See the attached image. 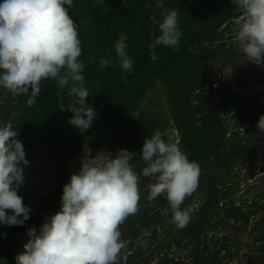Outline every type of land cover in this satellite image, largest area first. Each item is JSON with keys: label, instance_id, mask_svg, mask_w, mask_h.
I'll return each mask as SVG.
<instances>
[{"label": "clouds", "instance_id": "clouds-1", "mask_svg": "<svg viewBox=\"0 0 264 264\" xmlns=\"http://www.w3.org/2000/svg\"><path fill=\"white\" fill-rule=\"evenodd\" d=\"M242 13L233 28L239 50L250 62L264 64V0H231ZM103 7V0H96ZM73 0H3L0 3V87L13 96L27 95L33 106L41 93V81H56L73 97L67 107L74 115L69 123L86 132L96 117L87 103L89 89L82 75L85 65L78 26L69 14ZM146 7L152 8L151 3ZM162 20L150 16L158 25L159 35L149 29L153 42L150 58L158 59L157 46L179 51L183 32L179 27V10L164 7ZM127 35L121 33L114 48L120 68L131 73L134 61L126 51ZM93 60L95 56L91 57ZM100 67L113 64L111 57L101 58ZM127 80L126 76L121 77ZM29 88L31 93L29 95ZM61 110L65 107L61 102ZM139 114L137 113V116ZM257 127L264 131V115ZM18 130L11 120L0 123V223L23 225L30 218V207L18 194L25 175L23 165L29 161ZM165 133L156 131L145 138L141 160L145 163L137 172L131 161L135 152L118 150L116 156L103 163L82 160L78 173L63 186L61 208L47 217L39 230L29 228L24 251L15 257L16 264H121L126 242L121 239L120 226L139 211L140 177L154 178L149 185V200L165 195L178 229L188 226L191 209H182L185 199L197 189L200 165L190 161L178 143L166 142ZM22 217V218H21Z\"/></svg>", "mask_w": 264, "mask_h": 264}, {"label": "trees", "instance_id": "trees-1", "mask_svg": "<svg viewBox=\"0 0 264 264\" xmlns=\"http://www.w3.org/2000/svg\"><path fill=\"white\" fill-rule=\"evenodd\" d=\"M198 1L164 0V7L169 10H172V8L177 9L180 4L185 7L184 11L178 9L179 15L184 16L179 24H183L188 22V19L192 16L194 17L193 19H196V16L203 18V15L207 14L209 7L216 3V0H212L206 6L205 11L204 7L198 8ZM155 2L156 0H103V7H101L97 5L96 0H73V6L69 8V14L74 19L79 30L82 46V55L79 59L85 65L82 75L84 76L85 86L89 89L87 103L96 112V117L86 132L81 133L79 129L69 123L74 113L68 110L67 107L74 98L68 95L67 89L58 88L56 81L50 79L41 81V93L37 97L36 103L31 107L26 103L29 98L27 95L13 96L10 91L0 87V123L9 120L13 122L14 128L18 130L17 139L23 143L25 152L26 139L29 138L35 128L40 127L47 128L52 132L50 141L57 146L54 159L56 175L54 187L37 202L34 214L30 213V218L23 225L7 226L0 223V233L5 237L4 253L7 264H16L15 257L17 254L15 247L18 238L29 228L39 229L46 219L47 211L61 208L63 186L70 181L67 165L81 151L85 138H95L102 146L112 149L115 153L120 149L135 152L136 156L131 163L138 173L141 172L143 167L146 166L140 159L143 144L135 140H137L140 133L149 135L151 127L147 125L150 120L137 109V105L142 101L156 75L164 74L171 68L174 69L181 65L185 59L202 64L217 56L223 57L224 62L234 56L233 47L229 51L227 50V45L223 43H218L216 48L209 50L202 56L189 50L191 46L199 41H205L209 38L212 42H216L222 40L225 36V29L220 31L219 28L227 20V17L215 15L217 21L219 20L217 24L209 25L193 34V36L183 42L179 51L168 48L169 56L166 61L157 64L153 70L142 77L145 74L144 72H147V69L154 62L149 55V44L153 42L149 29L155 30L158 35V25L152 22L150 16H155L158 21L162 20V9L156 8ZM149 3L153 5L152 8L146 7ZM199 11L202 12L199 13ZM120 22L129 27L126 34L128 38L126 43H140V47H142V52L135 55L133 59L134 65L131 73L124 72L119 66V61L116 62L117 60L114 58H112L113 64L108 67L101 68L99 64L100 59L105 57L103 53L109 46L107 35L114 31L122 33L121 28L117 29V27H121L119 25ZM137 23L140 25L138 34L137 29H135ZM232 34L229 39H231ZM155 51L159 55L162 53L160 46H157ZM230 54L231 56H229ZM92 56H95L94 60L91 59ZM237 64L235 65L236 71L239 70ZM243 64V68L248 67L247 64ZM122 76H126L127 80H122ZM165 78L169 82V90L173 95L174 106L181 112L184 107L183 102L189 99V93L185 90V85L179 81L175 83L174 80L182 78L177 76L174 79L173 76L170 80L168 75ZM210 83L214 85V80L211 79ZM257 84L258 81H255L250 91ZM30 93L31 89L29 88V95ZM248 93L249 91L243 93V99H240L233 92L221 90L219 108L226 114L233 113V116L229 119L234 122L238 121L245 113L241 104L249 101L247 99ZM61 102L65 107L64 110L60 109ZM203 103H207L205 99H203ZM118 113H122L125 116L128 115L134 127L132 132L119 139L114 134H109V130H112L111 121ZM137 113L139 114L138 116ZM178 116L183 118L184 135L181 141L189 153V160L197 162L200 168L207 166V164H218L220 165L218 174L223 173L224 175L225 173L227 179L234 166L245 165L254 158L257 153L256 145H264L263 138H258L254 142L244 145L245 139L240 138L238 130L232 132V139H229L228 136H231V134L227 131L225 121H222L216 115L203 118L209 121L211 119V124H206L202 130L194 127L193 124L186 123L187 116L184 113ZM250 129H246V133H250ZM240 161L242 162L238 164ZM216 175L215 173L208 175L206 180L211 183L217 181L219 184ZM220 185L224 192L222 199H229L234 192V187L226 186V182H220ZM216 186L217 184L211 190L210 199L207 200L202 208V220L184 229H178L173 223L171 228H167V231L173 236L176 233L174 240L160 246L161 251L170 250L175 244L179 246L180 241L187 237L186 239H190L193 243L190 246L191 251L188 256L191 260H181L173 256L168 257L169 254L163 256L158 264H223L224 259L232 257L236 253L240 246L239 238L230 239L228 236L214 237L212 232L218 229H226L229 227L230 221L241 223L242 226L237 228L241 230L248 224L253 215L259 212L264 213V203L259 204L253 201L251 205H246L247 210L231 200L221 205L219 191ZM139 189L141 196L139 211L135 215L129 216L120 226L121 239L125 242L129 239L132 240L129 251L127 253L126 249L122 251L121 264H151L155 255L154 252L149 253V249L156 240L157 233L164 221L169 217L172 218L171 209L167 210V215H162L159 211L156 212L148 208L151 201L156 203L163 202L164 195L157 197L155 200H149L147 198L149 187L145 188L141 179ZM257 197L264 201V193L258 194ZM262 221H264V218ZM145 230L151 231L149 241L143 244H134V241L140 238L141 233ZM252 233L256 234L253 238L254 246L257 245L260 255H264V230H261L259 226L254 228ZM161 251L157 254H161Z\"/></svg>", "mask_w": 264, "mask_h": 264}, {"label": "rangeland", "instance_id": "rangeland-1", "mask_svg": "<svg viewBox=\"0 0 264 264\" xmlns=\"http://www.w3.org/2000/svg\"><path fill=\"white\" fill-rule=\"evenodd\" d=\"M211 1L212 0H199L197 6L198 8L204 7V10L206 11V6L209 5ZM2 2L3 0H0V3ZM178 9L184 11L185 7L180 4L177 6V9L172 8V10ZM193 11H191L192 14H194ZM201 12L202 11H199V13ZM215 15L227 17V20H225L219 28L220 31L225 29V36L222 40L216 42H212L209 38L205 41H199L197 44L191 46L189 50L194 54L202 56L209 50L216 48L218 43H223L227 45V50L229 51H231L233 47L234 56L225 62L223 57L217 56L209 61L203 62L202 64L185 59L181 65L167 71L169 72L168 74L167 72H164V74L156 75L142 101L137 105V109L150 120L147 122V125L151 127V132L149 135L140 133L135 141L142 142L143 144L145 138H151L156 131H160L165 133L163 138L166 142L170 141L178 143L179 147L188 156L189 153L181 141L184 135L182 123L183 118L178 116L181 113H184V115L187 116L186 123L193 124L194 127L200 130L204 129L206 124H211V119L209 121L203 118L207 116L212 117L214 115L218 116L222 121H225V126L227 125V131L231 134L228 138L232 139V132L238 130L240 138L245 139L243 143L244 145L254 142L258 138L264 139V131H261L257 127L260 116L264 115V64L258 65L250 62L247 56L239 50L238 42L234 39L235 33L233 32V28L236 21L241 18L242 13L236 8V5H234L231 0H216V3L212 7H209L207 14L203 15V18L196 16V19H193L194 17L192 16L188 19V22H185L187 24L180 23L179 27L183 32V35L179 41V50L183 42L193 36V34L205 29L209 25L217 24L219 20L217 21ZM183 17V15H179V22ZM119 25L121 27H117V29L121 28V32L127 34L129 27L125 26L123 22H120ZM135 29H137L138 34V32H140L139 23H137ZM157 31L159 35V28ZM120 34V32L114 31L107 35L109 38V46H107V50L103 53L105 57L110 56L111 58L116 59V62H118V58L115 53L114 45L119 39ZM231 34L232 37L229 39ZM127 44L128 48L126 51L132 59L135 58V55L142 52L140 43L129 42ZM160 47L163 55H161L162 53L160 55L159 53L157 54L158 59L147 69V72H144L145 74L142 77L146 76L148 72L153 70L157 64L166 61L169 56L167 52L169 47ZM229 56H231V54ZM243 63L247 64L248 67L243 68ZM236 64L239 67L238 71L235 70ZM111 72L113 73L114 71ZM166 75L170 76V80L173 76L174 79L177 76L178 78H182L174 81L175 83H178L179 81L185 85L184 88L189 93V99L183 102L184 107L181 112L174 106L172 101L173 95L169 90V82L165 78ZM211 79L214 80V85H211ZM255 81H258V84L250 91L251 86ZM221 90L233 92L234 95L239 96L240 99H243V93L249 91L247 97L249 101L241 104L245 113L238 119V121L234 122L229 119L233 116V113L226 114V112L219 108ZM203 99H205L207 103L204 104ZM111 123L112 130H109V134H114L117 139L132 132L134 128L130 117L128 115L125 116L122 113L116 114ZM248 128H251L250 133H246V129ZM51 137L52 132L49 129L40 127L35 128L29 138L25 141L26 159L29 163L22 166L25 179L23 184L19 187L18 194L23 197V203L30 207L31 214H34L37 202L46 196L56 183L54 159L57 146L51 143ZM256 152V155L250 162L243 165L240 164L242 162L240 161L238 163L240 165L234 166L228 179L226 178L227 176L225 177V173L224 175L223 173L218 174L220 171V165L218 164H207V166L201 167V175L199 177L196 191L191 196L187 197L181 205L183 209H191V219L188 223V228L191 227L192 224L196 222L198 223L202 220V208L207 200L210 199L212 193L211 190L214 188L215 184H217L216 188L219 191L221 205L231 200L246 209V205H251L253 201L256 203H264V201H261L257 197L258 194L264 193V145H256ZM116 154L117 153L112 149L102 146L95 138H85L81 151L75 155L67 165L68 174L71 176L73 173H78L82 160L84 159L85 162L88 163H103L106 162L109 156L114 158ZM213 173L217 174L216 178L219 180V184L217 181L211 183L206 180L207 176ZM140 179L144 183L145 188L149 187L151 183H154V178L141 176ZM220 182H226V186L234 187V192L229 199H222L224 192L221 188ZM163 200L164 201L161 203L151 201L148 208L156 212L159 211L162 215H167V210L170 209V206L165 195ZM59 210L60 209L47 211L46 218L54 215ZM263 218L264 213L260 212L253 215L248 224L241 230L237 229L242 226L241 223L230 221V225L226 229H218L217 231H213V234L211 233L214 237L228 236L230 239H240V246L236 250L235 255L224 259L223 264H264V255H260L257 245L254 246L253 244V238L256 234L252 233V230L259 226L261 230H264V224L261 223ZM172 224V218L169 217L164 221L158 231L156 240L149 249V253L154 252L155 255L151 264H158L163 256L169 254L168 257L173 256L174 258H179L181 260H191L188 256L191 251L190 246L193 243L190 239H186L187 237L180 241L181 243L179 246L175 244L170 250H160L161 245H166L174 240L176 233L173 236V234L167 231V228H171ZM233 226H235V228H233ZM27 231L18 238L15 247L17 255L24 251L23 245L29 239ZM4 238L5 237L2 233H0V264H7L6 255L4 253ZM150 238L151 231L145 230L141 233L140 238L134 241V244H143L146 241H149ZM131 241V239L126 241V253L132 245ZM159 251L162 253L158 255L157 253Z\"/></svg>", "mask_w": 264, "mask_h": 264}, {"label": "flooded vegetation", "instance_id": "flooded-vegetation-1", "mask_svg": "<svg viewBox=\"0 0 264 264\" xmlns=\"http://www.w3.org/2000/svg\"><path fill=\"white\" fill-rule=\"evenodd\" d=\"M259 204H262V202H258ZM245 209V208H244ZM260 213V212H259ZM250 221V220H249ZM261 223H263L264 224V221H261ZM211 237V236H210ZM233 255H235V254H233Z\"/></svg>", "mask_w": 264, "mask_h": 264}]
</instances>
